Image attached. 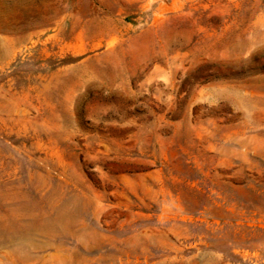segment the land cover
I'll return each mask as SVG.
<instances>
[{
	"label": "rangeland",
	"instance_id": "374dc122",
	"mask_svg": "<svg viewBox=\"0 0 264 264\" xmlns=\"http://www.w3.org/2000/svg\"><path fill=\"white\" fill-rule=\"evenodd\" d=\"M0 264H264V0H0Z\"/></svg>",
	"mask_w": 264,
	"mask_h": 264
}]
</instances>
